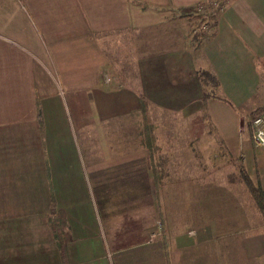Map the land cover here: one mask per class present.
<instances>
[{"label":"crops","instance_id":"obj_1","mask_svg":"<svg viewBox=\"0 0 264 264\" xmlns=\"http://www.w3.org/2000/svg\"><path fill=\"white\" fill-rule=\"evenodd\" d=\"M201 1L207 0H0V264H61L48 222L51 204L65 215L68 264H159V236L150 243L145 241L154 222L159 221V209L150 207L153 204L147 201V166L143 174L132 167L141 148L103 147L88 155L93 170H99L98 182L99 172L105 171L113 174L112 181H133L112 192V202H121L123 213L118 214L117 207L111 205L101 209L89 200L86 191L84 202H69V182L83 184L79 168L83 158L74 150L57 148L56 142L53 149L56 117L51 111L58 102L52 101L46 81L38 75L50 73L46 62L64 69H83L85 62L88 66L93 63L97 73L104 75L103 82L100 79L97 83L102 88L119 68H130L133 60L148 58L144 44L149 36H159L163 42L175 36L174 30L168 29L169 23H164L165 12ZM152 12H158L159 19L157 16L153 20ZM214 26L213 35L194 52L205 68L203 72L216 80L217 92L206 100V115L210 120L213 117L219 137L238 133L250 140L246 121L254 109L264 105V0L223 1ZM149 27L155 29L149 32ZM196 60L194 64H172L173 71H192ZM165 63L169 62H159L162 73L168 72ZM159 80V86L170 82L162 75ZM215 114L223 116L222 121H216ZM187 122L195 124L196 120L188 118ZM62 124L66 128L65 119ZM254 163L252 171H243L252 181L257 179L264 196V161ZM226 183L219 182L228 188ZM169 185H159L161 197L168 193L164 188ZM229 192L228 202L233 206L227 205V210L234 207L241 221H246L236 242H229L228 236V241L213 239L225 236L218 234L216 227L206 230L210 239L200 230L192 243L176 246V251L194 246L190 259L167 245L160 249L166 258L163 264H264L260 229L251 228L249 222L259 213L252 205L245 215L244 198L233 190ZM105 194L100 203L98 200L101 205L106 201ZM225 209L226 205L222 211ZM128 216L141 217L138 229L134 223L126 224ZM98 217L104 219V228ZM206 221L213 219L208 216ZM202 234L205 244L201 250L196 241ZM233 250L239 253V259L228 257Z\"/></svg>","mask_w":264,"mask_h":264},{"label":"rangeland","instance_id":"obj_2","mask_svg":"<svg viewBox=\"0 0 264 264\" xmlns=\"http://www.w3.org/2000/svg\"><path fill=\"white\" fill-rule=\"evenodd\" d=\"M223 1L195 2L165 12L164 23L168 22V29L174 30L175 34L171 42H163L159 36H149L148 43L144 44L148 58L133 60L135 64L130 68H119L114 75H110L108 85L103 83L102 88L97 83L100 79L103 82L104 75L97 73L93 63L88 66L85 61L83 69H74V66L57 68L46 62L50 73L38 75L46 81V91L51 94L52 101L58 102V106L55 105L51 111L52 116L56 117L53 118V149L56 142L57 148L64 152L74 150L83 158V164L79 167L83 184L69 182V202H84L86 191L89 200L93 199L101 209L102 206L111 205L117 207L118 214L123 213L121 202H112L115 197L112 192L116 190L115 187L128 186L133 181H112L110 178L113 174L105 171L99 172L101 181L98 182L99 170H93L88 157L93 151L100 152L103 147L133 151L141 148V151H136L138 158L133 161L132 167L143 174L147 166V201L149 205L153 204L150 207L159 209V221L154 222L152 231L145 239L150 243L159 236V264L166 260L160 249L169 245L176 251V246L192 243L200 230L210 239L206 230L216 227L214 229L218 228V234L221 232L225 236L217 235L213 239L225 238L229 242H236L242 232L240 230L245 229L246 221H241L242 216L234 207L227 210V205L233 206L228 202L231 195L229 190L244 198L242 205L246 215L247 207L253 203L241 176L245 174L243 170L252 171L255 168L254 161H264L262 147L254 146L244 134L219 137L212 122L213 117L210 120L206 115V100L217 91L209 79H203L205 68L203 64L199 65L194 52L213 35L216 12L221 9ZM152 14L153 20L157 16L159 19L158 12ZM154 27H149L148 31ZM155 28L159 30V25ZM160 55L164 59L159 60ZM194 60L196 65L192 71L190 68L188 71L186 68L173 71L172 64L176 66L179 61L193 63ZM69 61L75 63L73 59L69 58ZM162 61L169 62L165 63L168 72L162 73L159 69V62ZM161 75L164 81L170 79V82L165 81L159 86ZM242 83L244 86L245 82ZM130 95L136 99V104ZM173 95L178 98L173 99ZM212 106L215 107V104ZM214 117L216 121L223 118L218 114ZM188 118L196 120L195 124L187 122ZM63 119L66 120V128L62 124ZM225 181L228 188L224 186ZM161 183L170 184L164 188L168 193L162 197L159 194ZM105 192L108 195L105 194L106 201L101 205L100 199ZM167 204L170 209H165ZM149 216V213L145 214L147 219ZM208 216L212 217V222L206 221ZM98 220L102 227L105 226L103 218L98 217ZM249 222L251 228L260 229L262 244L263 218L259 214ZM127 223L131 226L136 224L138 229L142 219L140 216H128ZM203 236L196 241L201 250L205 244ZM193 249L194 246L176 251V254L183 252L185 258L190 259ZM235 250L228 254L229 258L239 259V253Z\"/></svg>","mask_w":264,"mask_h":264},{"label":"trees","instance_id":"obj_3","mask_svg":"<svg viewBox=\"0 0 264 264\" xmlns=\"http://www.w3.org/2000/svg\"><path fill=\"white\" fill-rule=\"evenodd\" d=\"M203 76V79H209L212 85L216 86V80L213 75H210L207 72H203ZM263 109L264 105L262 107L254 109L248 117L253 118ZM241 178L251 197L255 210L260 214V216L264 220V196L260 188L259 182L257 181V179L252 181L246 174H243ZM48 211L51 215L48 218V222L52 231L53 239L58 249L60 262L61 264H68L66 254V244L68 242V236L66 233V221L64 212L60 209H56L53 204H51Z\"/></svg>","mask_w":264,"mask_h":264},{"label":"built area","instance_id":"obj_4","mask_svg":"<svg viewBox=\"0 0 264 264\" xmlns=\"http://www.w3.org/2000/svg\"><path fill=\"white\" fill-rule=\"evenodd\" d=\"M246 127L251 143L264 149V110L253 118H248ZM151 236L153 238L154 234L152 233Z\"/></svg>","mask_w":264,"mask_h":264}]
</instances>
